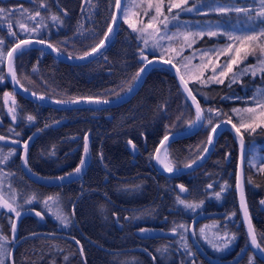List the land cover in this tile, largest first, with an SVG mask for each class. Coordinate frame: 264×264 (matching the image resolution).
Segmentation results:
<instances>
[{"label":"trees","instance_id":"obj_1","mask_svg":"<svg viewBox=\"0 0 264 264\" xmlns=\"http://www.w3.org/2000/svg\"><path fill=\"white\" fill-rule=\"evenodd\" d=\"M115 1L0 0V7L13 13L10 18L6 13L0 19V40L4 41L0 51L7 53L13 43L24 38L43 39L68 58L83 56L103 38ZM41 3L46 7L41 8ZM121 3V10L131 6L138 28L142 26L140 22L146 24L155 15L151 9L145 15L144 0ZM216 4L254 9L253 17L260 7L259 0H188L185 7H193V11L169 12L165 0L163 11L168 19L161 16L158 19L164 23L157 24L160 48H154L152 40L146 45L142 34L133 32L120 18L108 46L92 61L72 65L36 47L16 53L13 66L17 84L30 94L50 100H112L124 95L132 85L133 77L144 65L143 56L160 58L164 52V58L171 56L181 69L179 58H173L174 52L166 51L164 44L177 52L183 49L179 56L187 57L190 50L195 53L229 43L226 35H205L189 48L178 35L186 32L187 25L198 30L212 25L218 33L234 35L252 29L259 31L264 26L259 21H249L243 13L210 11ZM21 9L26 11L21 14ZM36 11L41 15L29 19ZM53 15L61 23L54 22ZM18 22L37 28V32H25ZM164 24L168 25L166 29ZM9 26L16 36L9 34ZM161 36L174 39H160ZM258 55V50L256 55H249L243 66L258 64ZM4 62L0 61V136L5 139L0 140V159L11 150L15 154L0 163V196L11 202L20 216L0 208V234L7 238L0 242L4 243L0 250L3 264H249L250 258L252 264H264L248 247L236 193L238 148L228 131L217 136L202 167L190 173L169 177L153 165V152L160 140L170 132L188 129L189 122L194 120L193 109L184 101L173 73L161 66L152 67L131 97L117 106L64 110L42 106L11 91ZM233 70L239 71V66ZM230 74L224 78V84L208 81L205 86L199 81H188L203 109V125L191 136L174 138L167 145L173 169L200 157L207 146V132L229 116L238 123L232 109L252 107L257 91L264 90V75L258 71L255 76L251 72L240 76L237 83L228 87ZM207 78L205 73L201 77ZM5 92L16 101L15 122L9 115L8 108L13 105L11 100L5 103ZM217 111L222 114L216 115ZM28 115L35 117L34 121L29 122ZM86 134L89 154L84 171L76 177L57 179L73 173L79 164ZM243 135L245 155L241 173L245 201L257 243L264 247V205L260 203L264 200V174L252 166L264 162V128ZM13 140L19 143H12ZM25 141L26 168L44 183L33 182L22 172L20 157ZM225 184L227 187L221 192ZM179 185L186 191L181 192ZM50 196L56 203L49 201L46 206L44 201ZM177 197L200 207L185 208ZM57 211L68 218L67 227L55 218L53 213ZM10 221L16 223L14 234ZM141 228L150 232L141 233ZM225 233L235 239L227 248L216 251L213 244L223 245Z\"/></svg>","mask_w":264,"mask_h":264},{"label":"snow or ice","instance_id":"obj_2","mask_svg":"<svg viewBox=\"0 0 264 264\" xmlns=\"http://www.w3.org/2000/svg\"><path fill=\"white\" fill-rule=\"evenodd\" d=\"M144 2H146L147 4V9H145V15H148V10H154L155 15L150 16L148 22L146 24H144L143 22H140L142 24L141 27H137L136 23H133L129 18H128V11L125 10V15H124V23L128 25V27L133 31V32H138L140 34H142L143 38H144V43L147 45L149 40L153 41V47L154 48H160V44L159 42L156 40V37L159 36L160 34V28L157 26L158 23H164V21L159 20L158 18L161 16H164V20H167L168 17L164 15V5H165V0H144ZM188 4V0H167V10L169 12H171L173 9H180L182 11H188L191 12L193 11V7H185ZM259 4H260V8L259 10L256 11V15L255 17H253L251 15V9H247V8H239V7H228V6H223V5H217L214 8H210V11H215L218 14L223 13V14H227L228 12L231 11H235L236 13H243L249 21L252 20H256L259 21L260 25H264V0H259ZM135 6H139V5H135ZM41 8L46 7V5L44 3L40 4ZM116 8L117 10L121 9V0H116ZM26 10L21 9V14H23V12H25ZM8 13V18H10V16L13 13H10L9 10L0 7V19H4L5 18V14ZM66 14V13H65ZM41 15V13L39 11L35 12L34 16H29V19H33L35 20L36 17H39ZM174 18V17H173ZM51 19L54 22L57 23H61L60 19L58 16L53 15L51 17ZM118 22V16L116 14L112 15L111 18V23L108 25L107 27V31L104 33V38L100 40L99 44H97L95 47H93L91 49L90 52H85L84 56H79L77 57V59H83L86 56H90L93 53H96L100 48L104 47L106 44V41H108L111 38V34L114 33L115 28L114 26L117 24ZM19 23V27L22 28L25 32L28 33H32V32H37V28L33 27V28H29L27 27L23 22H18ZM165 29L168 27L167 24H164ZM9 34L12 36H16V33L13 32L11 30V26H9ZM218 34H223L226 35L228 41H230V43L226 44L224 47L222 48H215V49H209V50H204L203 51V55L201 56V60L203 61V57L204 56H208V63H202L201 65H196L193 66L195 69L199 70V74H195L193 73L190 77L188 75V73H181L180 72V68L177 67L176 63H173L172 57L169 56L167 59L164 58V52H162L161 57L159 58V62L162 64H169L171 65V67L176 68L177 70V76L179 77L180 80V84L184 90V92L187 94L188 98L191 99L192 104L195 107L196 110V116L195 119L189 122V126H193L195 124H197V122L201 121L204 119L203 117V109L200 106V103L198 102L196 96L193 94L194 90L190 89L188 86V79H192L195 81H199L201 84L207 86V82L208 81H212L214 83H218V84H224L225 77L229 76V73H231V77L229 79V83H228V87H231V85L233 83H237L238 79L240 76L242 75H247L249 74V72H251V74L253 76L256 75L257 71H259L262 75H264V59H261V57H264V26L260 27L259 31H256L255 29H252L250 32L243 34V35H234L232 33H218V31L213 30V26L209 25L207 30H200L197 32H187L182 34L183 35V39L185 41V43L187 44V46L189 48H191L192 44L195 43L194 39H190L191 37H203L205 35H207L208 37H213L216 36ZM167 38L168 40H172L174 39L173 36H161L160 39H165ZM4 43L3 40H0V45H2ZM32 43H37V44H43L45 45V47L50 48L52 50V52H56L59 54L60 49H58L56 46H54L51 43L46 42L43 39H36V40H32V39H23V40H19L16 45L9 50L7 53L0 51V61H2L5 57V55L7 56L8 59V67H9V73L12 77V80L15 83H19V81L17 80V76H16V72L13 66V59H14V55L17 52H22L24 47L32 44ZM257 50L259 52V55L257 57L258 61H259V65L260 67L257 69L256 65H246L244 68L239 69V71L234 72V66H239L240 64H242L249 55H256ZM143 51V50H142ZM166 51H175L174 49H167ZM183 51V49H181V52ZM209 53H214L217 54V60L219 59L220 55H230V58L226 61H224V63L221 64H214L212 62V56L209 55ZM177 55H179L180 53L177 52ZM72 57L69 56V59H71ZM143 59L148 63L151 64L152 61L148 59L147 56H143ZM185 60L189 61L191 58L189 57H185ZM209 64L212 65V72L213 75L208 77L207 80H202L201 77L204 75L203 69L208 68ZM185 68H187V65H184ZM217 68H219V71H217ZM35 70V69H34ZM145 71V68H141L133 77V80H137L141 73ZM26 90V89H25ZM129 91H131V86L129 87ZM4 97H5V103L7 104L8 100H11L13 107H9L8 108V112L9 115L12 117L13 121L15 122L17 117L15 115L16 112V101L13 98V96L10 93L5 92L4 93ZM258 97V98H257ZM37 99L40 100H44L45 97L43 96H38ZM84 102L86 103H90V104H107L109 103L108 100H101V99H94L91 97H86V98H82ZM221 99H227V97H221ZM71 103L77 104L80 103L81 100L80 99H72L70 101ZM53 103H57V104H63V103H67V101H61V100H54ZM253 103L254 106L253 107H246V108H233L232 109V113L238 118L239 122H233V119L231 116H229L227 119L223 120L222 123L223 124H230L232 130L234 131L239 144H240V148H241V159L243 160L244 157V135L243 132H250V133H255L257 128H264V90H258L256 95L253 97ZM222 113L217 111L216 115H221ZM226 115V114H225ZM35 117H33L32 115H28L27 116V120L29 122L34 121ZM208 123H212L211 120L208 121ZM220 128V124H216L214 127H212L211 129V133L208 136V140L207 143L208 145H211L213 143V139H214V135L215 133H217L218 129ZM243 130V132H242ZM16 135H19V133H16ZM5 137L0 136V140H4ZM29 140H31V137H29ZM169 140V136L165 135L164 138L160 141V145L161 147H163L165 145V141ZM12 143H19V141L17 140H13ZM128 143L130 145H132L133 149H135V144H133V142L131 140L128 141ZM23 148L25 151V155L21 156V159L24 161L25 167L28 166V161L26 158L27 155V150H28V142L25 141L23 143ZM161 147H157L156 148V155L152 158H155L157 160V162L159 164L162 165V167L164 168V170L166 172H172L173 168H172V164L171 161L168 160V155H167V150L165 148L164 153L162 154V158H161ZM83 150H84V155L81 156L80 158V162L77 165V167L74 169L73 173H69L67 174V176H63V177H57V179L59 180H64L66 178H70L72 175H76L79 176L83 171L85 166L88 163V154H89V137L86 134L84 137V146H83ZM209 149L207 147H205L203 149L204 152H207ZM15 154V150H11L8 155L3 156L2 159H0V163H4L5 161H7L9 159L10 156ZM196 163V161H192V164ZM192 164H187L185 165V167H192ZM253 167H256L255 164L252 165ZM259 172L264 174V162H262L260 164L259 167ZM249 182L251 183V179H249ZM180 188L181 192H185L186 189L183 185H179L178 186ZM209 187H211V185H209ZM227 187V184L223 185L221 187V192H223L225 190V188ZM236 188L237 191L239 193L240 196V204H241V211L243 213V217H244V222L247 226V234L248 237L251 241V244L253 247L259 249V251L264 252V247H261L260 244L257 243V236H256V232L255 229L251 223V218L249 216V212H248V207H247V203L245 201V195H244V188H243V183H242V173L241 171H237L236 174ZM216 197L217 199L220 198V193H216ZM49 201H52L54 204L56 203L55 199L53 197H48L44 203L46 206L49 205ZM177 201L179 204L183 205L185 208H189V209H195L197 207H200V204H193V203H186L185 200L180 199L179 197H177ZM28 203H31V199H29ZM261 205H264V200L260 201ZM0 208H4L7 209L9 212L14 213L17 217L20 216V212L12 206L11 202H6L4 200V198L2 196H0ZM55 215V218L57 220L60 221L61 224H63L65 227L68 226V218L66 216H64L61 212L57 211L55 213H53ZM37 216H41L40 212H36ZM233 215H235V213H233ZM41 219H43V217L41 216ZM11 223V227H12V232L13 234L16 231V223L15 221H10ZM179 227H184L183 225H180ZM141 233H145L147 234L148 232H150L149 229H144L141 228L140 229ZM201 234L203 235L204 230L201 229ZM173 234H175V229H173ZM225 236L227 237V239L225 240V243L223 245H220L219 247L216 246L215 244H213V247L216 249V251H220L222 248H227L229 246V244L231 243V241L233 239H235V236H228L227 233H225ZM185 237L183 235H181V240H184ZM7 238L5 236H3L2 234H0V242H6ZM77 243H79V241H77ZM185 247H187V245H185ZM4 248V243H0V250H3ZM81 254H83V250H81ZM189 255H191V253L189 252ZM0 264H3V261H0ZM249 264H252V260L251 258L249 259Z\"/></svg>","mask_w":264,"mask_h":264},{"label":"water","instance_id":"obj_3","mask_svg":"<svg viewBox=\"0 0 264 264\" xmlns=\"http://www.w3.org/2000/svg\"><path fill=\"white\" fill-rule=\"evenodd\" d=\"M116 3V2H115ZM122 4V3H121ZM113 14H116L117 16H118V22H119V15H121V13H120V10H117V8H116V4H115V7H114V12H113ZM118 22H117V24L114 26V28H115V30H116V27H117V25H118ZM107 31V30H106ZM115 32V31H114ZM114 34V33H113ZM113 34H111V38L113 37ZM103 38H104V36H103ZM102 38V39H103ZM111 38L108 40V41H106V44H105V46L104 47H102V48H100L96 53H93L92 55H90V56H86V57H84L83 59H77V58H71V59H69L67 56H64V55H61V54H58V53H56V52H52V50L50 49V48H47V47H45V45H43V44H37V43H32V44H30V45H28V46H26V48H30V47H36V48H43L44 50H46L51 56L53 55L55 58H59V60L60 61H65V62H69V64H83L84 62H87V61H92L93 59H94V57H96L98 54H100L103 50H104V48L106 47V46H108L107 44L110 42V40H111ZM99 44V43H98ZM16 45V43L15 44H13L11 47H10V49L9 50H11L14 46ZM25 48V47H24ZM89 52V51H88ZM84 56V55H83ZM149 60H151L152 61V63L151 64H148L147 62H145V65L144 66H141L140 68H139V70L141 69V68H145V71L144 72H142L141 73V75H140V77L137 79V80H135L133 83H132V85H131V91H129V89L127 90V92L124 94V95H121V96H119L118 98H116V99H112V100H108L109 101V103H107V104H90V103H86V102H84L83 101V99L81 100V102L80 103H77V104H74V103H71L70 101H68L67 103H63V104H57V103H53V100H49V98H45L44 100H40V99H37V97L39 96V95H35V94H30L28 91H26L25 89H23V88H20L19 86H18V84L17 83H15L13 80H12V77H11V75H10V73H9V67H8V59H7V56H5V62H4V70L6 71L5 72V76H6V80H7V82H9L8 84H9V87H10V89L11 90H13V92L15 93V94H18L19 96H24V97H26V98H28V100H30V101H35V103H39L40 105H42V106H44V105H46V106H50V107H57V108H60V109H75V108H86L87 106H92V107H96V106H100V107H106V106H115V105H117L118 103H121V102H126V100L129 98V97H131L130 95L132 94V93H134L136 90H137V88L140 86V84H141V82H142V80L145 78V76H147V72H148V70L149 69H151L152 67L153 68H156L157 66H161V67H163V69H168L171 73H173V76H174V79H175V81L177 82V84H178V87L180 88V90H181V92H182V94H184L183 96H184V98H185V100H186V102H187V104H189L190 106L189 107H191L192 109H193V112H194V119H195V116H196V110H195V107H194V105L192 104V101H191V99L190 98H188V96H187V94L184 92V90H183V88H182V86H181V84H180V80H179V77L177 76V70H176V68H173V67H171V65H169V64H162V63H160L159 62V57H149L148 58ZM138 70V71H139ZM96 99H98V98H96ZM102 100V99H101ZM202 121L203 120H201V121H199V122H197V124H195V125H193V126H191L189 129H186V130H182L181 132H172V133H170L168 136H169V140L168 141H165V145L163 146V147H161V145H160V142L158 143V145H157V147H161V153L164 151V149L167 147V145L171 142V140H173L174 138H181V137H186V136H191V134L192 133H194L195 131H198L199 129H200V127H201V123H202ZM223 121V120H222ZM218 124V123H217ZM220 124V128L218 129V131H217V133H215V134H213L214 135V139H213V143L211 144V145H208V143H206V147L209 149L207 152H202L201 153V155H200V157H197L196 159H194L195 161H196V163H194V164H192V162L190 163V164H192V167H185V165L184 166H182L183 168H178V169H175V170H173L172 172H166L165 170H164V168L163 167H161L160 166V164L157 162V160L155 159V158H153L152 159V162H153V165H154V167L155 168H157V170H158V172H160L161 174L163 173V174H165V175H168L169 177H173V176H176V175H178V176H180V175H183V173H187V172H192L194 169H196V168H198V167H202L201 165L203 164V162L206 160V158L209 156V154L211 153V151H212V149H213V145H215L214 143H215V140H216V138H217V136L218 135H221V133L223 132V131H228V133H230L231 135H232V137L234 138V141H235V143H237L236 144V146H237V148H238V165H237V171L239 170V171H242V159H241V148H240V144H239V141H238V139H237V137H236V135H235V133H234V131L232 130V128H231V125L230 124H223L222 122H220L219 123ZM215 126V125H214ZM213 126V127H214ZM211 133V130H210V132H209V134ZM164 138V137H163ZM162 138V139H163ZM161 139V140H162ZM160 140V141H161ZM207 140H208V137H207ZM245 144V143H244ZM156 147V148H157ZM156 150V149H155ZM154 150V152H153V157L156 155V151ZM23 155H25L24 154V151H23V153H22ZM23 155H21V156H23ZM193 160V161H194ZM20 166H21V169H22V172H23V174L24 175H26L29 179H31V180H33V182H37V181H39V182H43V180L42 179H39L38 177H34L33 176V174H31L28 170H27V168L25 167V164H24V161L21 159V157H20ZM187 165V164H186ZM44 183V182H43ZM236 193H237V200H238V206H239V211H240V215L242 216L241 218H242V221H243V225H244V227H246L245 228V230H246V235H247V237H248V234H247V226H246V224H245V222H244V217H243V213H242V211H241V204H240V196H239V193H238V191H237V188H236ZM201 216H198L197 218H200ZM189 235H190V238H191V240H192V237H191V232H189ZM194 241V240H193ZM248 247H249V249H250V251L255 255V257H257L258 258V260H262L263 262H264V252H261V251H259V249H257V248H255V247H253L252 246V244H251V241H250V239H249V237H248Z\"/></svg>","mask_w":264,"mask_h":264},{"label":"rangeland","instance_id":"obj_4","mask_svg":"<svg viewBox=\"0 0 264 264\" xmlns=\"http://www.w3.org/2000/svg\"><path fill=\"white\" fill-rule=\"evenodd\" d=\"M134 2H135V0H134ZM136 4V3H135ZM217 6V4L214 6V7H216ZM228 7H233L232 5H227ZM260 6V5H259ZM260 8V7H259ZM125 10H127L128 11V18L133 22V23H135V20L133 19V9L131 8V6H129V5H127L126 6V9ZM125 10L124 9H122L121 10V13H122V15L120 16V18H121V21H123L124 20V15H125ZM200 10H202V9H200ZM199 10V11H200ZM252 11H251V13L253 12V10L254 9H251ZM219 30V29H218ZM197 31H200V30H198V29H196V28H192V27H190L189 25H187V30H186V32L185 33H187V32H197ZM182 34H184V33H180V34H178L179 35V37H180V40H181V38H182V41H184V39H183V35ZM233 34V33H232ZM237 35H240V33L239 34H237ZM198 37H191L190 39H194V40H196ZM167 43H170V41H167ZM176 43H178L177 41H176ZM176 43H173V45H176ZM229 43H230V41H229ZM162 47H164V49H172L171 48V46L170 45H168V44H164V45H162ZM210 49H213V47L212 48H210ZM209 50V49H208ZM203 51L204 50H198V51H196L195 53L194 52H192L191 50H190V52H188V54H187V57H189V58H191V60H190V63H189V61H187V60H185L184 58L185 57H183V56H179V55H177L176 53H177V51H172V52H174V54H173V58H176V57H178L179 58V60H180V63H182L181 64V69H180V72L181 73H188V75H189V77L193 74V73H195V74H199V70L198 69H195L193 66H196V65H201L202 63H208V56H204L203 57V61L201 60V56L203 55ZM178 52L179 53H181L179 50H178ZM209 55H211L212 56V62L214 63V64H223L224 63V61H226V60H228L229 58H230V55L231 54H229V55H220L219 56V59L217 60V54H214V53H209ZM261 59H264V57H262ZM144 60V59H143ZM143 64H145V62H143ZM243 64L244 63H242V65H239V69H241V68H244L245 66H243ZM184 65H187V68H185L184 67ZM254 65H256L257 66V69L260 67V65H259V63L257 64H254ZM217 71H219V68H217ZM203 72L205 73V75H207L208 77H210V76H212L213 75V72H212V65L211 64H209V66H208V68H206V69H203ZM259 72V71H258ZM230 77H231V74H230ZM190 80V78L188 79V81ZM182 94V93H181ZM182 97H183V99H184V101L186 102V100H185V98H184V96H183V94H182ZM9 101V100H8ZM67 102L68 101H71V100H66ZM186 104H187V102H186ZM188 106H190L189 104H188ZM253 106H254V104H253ZM252 106V107H253ZM191 109V108H190ZM191 111H192V109H191ZM192 113H194V112H192ZM239 121V120H238ZM202 124V123H201ZM182 131V130H181ZM180 131V132H181ZM196 132V131H195ZM207 134H208V132H207ZM183 162V161H182ZM183 165L185 164V162H183L182 163ZM256 167L257 168H259L260 167V164H256ZM255 167V168H256ZM244 226V225H243ZM246 228V227H245Z\"/></svg>","mask_w":264,"mask_h":264},{"label":"bare ground","instance_id":"obj_5","mask_svg":"<svg viewBox=\"0 0 264 264\" xmlns=\"http://www.w3.org/2000/svg\"><path fill=\"white\" fill-rule=\"evenodd\" d=\"M18 53V52H17ZM122 103V102H121ZM118 104H120V103H118ZM115 106H117V105H115ZM222 122V121H221ZM220 123V122H219ZM218 123V124H219ZM162 154H163V152L161 153V158H162ZM160 166L162 167V165L160 164Z\"/></svg>","mask_w":264,"mask_h":264}]
</instances>
